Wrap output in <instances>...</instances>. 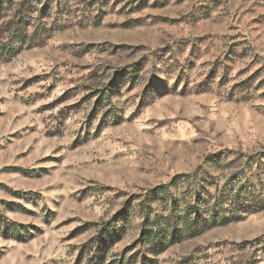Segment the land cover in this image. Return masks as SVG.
I'll return each instance as SVG.
<instances>
[{
  "label": "rangeland",
  "instance_id": "obj_1",
  "mask_svg": "<svg viewBox=\"0 0 264 264\" xmlns=\"http://www.w3.org/2000/svg\"><path fill=\"white\" fill-rule=\"evenodd\" d=\"M199 167L220 186L257 173L254 207L157 256L134 247L146 194L166 187L155 211ZM125 251L264 264V0H0V264Z\"/></svg>",
  "mask_w": 264,
  "mask_h": 264
},
{
  "label": "trees",
  "instance_id": "obj_2",
  "mask_svg": "<svg viewBox=\"0 0 264 264\" xmlns=\"http://www.w3.org/2000/svg\"><path fill=\"white\" fill-rule=\"evenodd\" d=\"M30 19L32 17L27 11L23 12L18 19L19 38L15 39L23 45L26 44ZM13 41V38L5 41L1 50L4 53H19L21 48L13 49L10 45ZM219 156V154L211 155L209 159L217 160ZM247 160L253 162L257 159L249 157ZM201 171L199 167L192 174L179 177L183 181L181 194L178 197L171 196L162 200L155 211L151 206L145 208V202L153 196L162 195L161 192H164L166 187L159 186L146 194V199L140 204L143 218L140 224V236L134 247L138 246L140 250L157 256L170 246L193 239L211 227L230 223L235 219L234 215L248 205L254 207V204H250V200L256 192L254 183L256 179H259L257 173L244 176L232 173L228 180L220 186ZM126 253L127 251L116 264H137L139 253L129 256ZM98 254L95 253L92 258L96 264L101 261ZM150 263L151 261L144 257L141 264Z\"/></svg>",
  "mask_w": 264,
  "mask_h": 264
}]
</instances>
